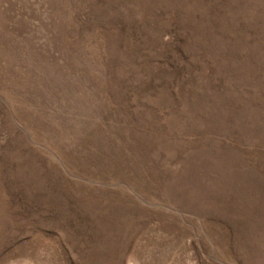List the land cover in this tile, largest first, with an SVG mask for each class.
<instances>
[{
    "label": "rangeland",
    "instance_id": "obj_1",
    "mask_svg": "<svg viewBox=\"0 0 264 264\" xmlns=\"http://www.w3.org/2000/svg\"><path fill=\"white\" fill-rule=\"evenodd\" d=\"M0 264H264V0H0Z\"/></svg>",
    "mask_w": 264,
    "mask_h": 264
}]
</instances>
